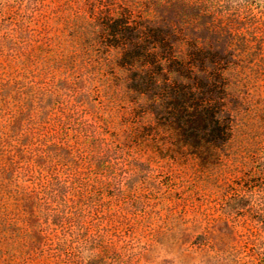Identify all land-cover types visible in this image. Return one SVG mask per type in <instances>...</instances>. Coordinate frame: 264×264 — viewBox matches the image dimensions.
Masks as SVG:
<instances>
[{"label":"trees","instance_id":"16d2710c","mask_svg":"<svg viewBox=\"0 0 264 264\" xmlns=\"http://www.w3.org/2000/svg\"><path fill=\"white\" fill-rule=\"evenodd\" d=\"M241 63L264 74V0L2 1L0 264H264Z\"/></svg>","mask_w":264,"mask_h":264},{"label":"rangeland","instance_id":"374dc122","mask_svg":"<svg viewBox=\"0 0 264 264\" xmlns=\"http://www.w3.org/2000/svg\"><path fill=\"white\" fill-rule=\"evenodd\" d=\"M2 1L16 0H0V3ZM250 67L251 64L241 63L234 77L235 129L230 162L235 169L232 187L241 193L252 189L246 192L247 199L232 202L239 208L238 217L254 224L264 221V74L256 77ZM227 191L231 190L224 184L222 193L227 194ZM139 246L133 249L137 258ZM138 261L144 263L143 258Z\"/></svg>","mask_w":264,"mask_h":264}]
</instances>
